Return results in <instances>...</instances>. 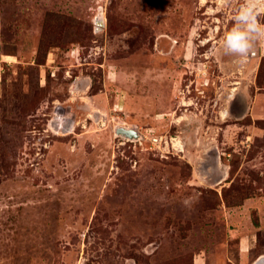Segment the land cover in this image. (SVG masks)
Here are the masks:
<instances>
[{
    "label": "rangeland",
    "instance_id": "obj_1",
    "mask_svg": "<svg viewBox=\"0 0 264 264\" xmlns=\"http://www.w3.org/2000/svg\"><path fill=\"white\" fill-rule=\"evenodd\" d=\"M241 3L0 0V264L264 256V40L221 49Z\"/></svg>",
    "mask_w": 264,
    "mask_h": 264
},
{
    "label": "clouds",
    "instance_id": "obj_2",
    "mask_svg": "<svg viewBox=\"0 0 264 264\" xmlns=\"http://www.w3.org/2000/svg\"><path fill=\"white\" fill-rule=\"evenodd\" d=\"M230 0H219L221 6ZM264 0H242L236 14L232 18V27L224 35L221 44L225 56L244 64L254 51L255 44L264 40Z\"/></svg>",
    "mask_w": 264,
    "mask_h": 264
},
{
    "label": "water",
    "instance_id": "obj_3",
    "mask_svg": "<svg viewBox=\"0 0 264 264\" xmlns=\"http://www.w3.org/2000/svg\"><path fill=\"white\" fill-rule=\"evenodd\" d=\"M115 132L117 135L123 136L130 140H136L140 137V135L135 129L129 127L118 126L116 127ZM256 263L264 264V258H260Z\"/></svg>",
    "mask_w": 264,
    "mask_h": 264
},
{
    "label": "built area",
    "instance_id": "obj_4",
    "mask_svg": "<svg viewBox=\"0 0 264 264\" xmlns=\"http://www.w3.org/2000/svg\"><path fill=\"white\" fill-rule=\"evenodd\" d=\"M157 141H159L156 137H153L152 138V142H153V144L155 143V142H157ZM170 142H171V145H172V147L174 148V149H180V148H182V145L180 144V141L179 140H177V138H175V137H172L171 139H170Z\"/></svg>",
    "mask_w": 264,
    "mask_h": 264
},
{
    "label": "bare ground",
    "instance_id": "obj_5",
    "mask_svg": "<svg viewBox=\"0 0 264 264\" xmlns=\"http://www.w3.org/2000/svg\"><path fill=\"white\" fill-rule=\"evenodd\" d=\"M262 258H264V256ZM255 264H257V263H255Z\"/></svg>",
    "mask_w": 264,
    "mask_h": 264
}]
</instances>
